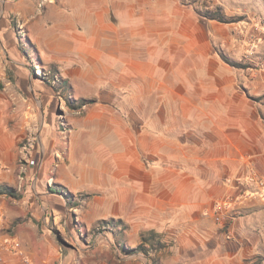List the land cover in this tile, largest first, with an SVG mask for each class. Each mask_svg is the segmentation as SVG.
<instances>
[{
	"label": "crops",
	"instance_id": "1",
	"mask_svg": "<svg viewBox=\"0 0 264 264\" xmlns=\"http://www.w3.org/2000/svg\"><path fill=\"white\" fill-rule=\"evenodd\" d=\"M144 1L146 16L142 0H126L117 22L90 10L77 15L85 25L99 16L103 28L136 37L132 53H107L71 29L63 35L73 46H39L42 36L32 42L37 56L61 68L67 83L56 93L76 100L65 124L49 114L48 125L49 106L41 109V165L32 194L34 166L19 162L31 100L0 74V185L20 195L0 194V264H253L264 255V67L226 63L205 24L189 15L171 16L159 29L151 14L157 2ZM209 20L214 44L229 42L230 52L238 32L224 41L221 23ZM53 94L37 99L51 101ZM82 99L93 102L79 109ZM52 181L65 195L58 197L64 205H52L55 218L79 222L70 226L77 247L66 253L35 221L45 216V199L56 197L42 189ZM229 213L232 221H216ZM104 220L119 224L102 226L99 248L81 246L80 240L87 244L81 232L91 236ZM143 238L147 260L126 254L125 245ZM94 249L99 261L81 254Z\"/></svg>",
	"mask_w": 264,
	"mask_h": 264
},
{
	"label": "rangeland",
	"instance_id": "2",
	"mask_svg": "<svg viewBox=\"0 0 264 264\" xmlns=\"http://www.w3.org/2000/svg\"><path fill=\"white\" fill-rule=\"evenodd\" d=\"M125 1L126 0H0V74L6 76V81L11 82L10 86L12 89L22 90L24 94L30 98V103L32 105L30 109L31 114L29 113L28 116L30 120V130L28 131V135L23 139L26 142L28 138H31L34 142V147L31 150V162H25V164L31 167L34 166L29 179L28 191L30 194H32L31 183H36L37 174L39 175L41 165L39 161L43 139L40 128L41 124L42 126L44 124V120H42V110L49 106L47 108L49 113L45 112L48 125L51 123L50 115L56 117L61 123L65 124L62 118H64V113L68 109L67 100L69 99L72 104H76L73 99L64 96L61 97L56 93V90L52 86H56L60 83L61 74H59V71L61 68L56 67V65H54L55 63H52L50 60L42 59L43 57H41V55L37 56L39 49L35 44H32V42H35L38 37L42 36L38 39L39 46L42 43L46 45L49 43L54 44L55 42L65 48L73 46L75 42L63 35L71 29L76 33H83L88 37L91 36L94 45L107 53L124 48H126L129 53H132L134 52L136 42H138L136 37H131L129 35L128 37L130 38L127 37V40L122 36L119 37V34L115 30L103 28L96 15L93 16L92 21L87 23V25L84 24L85 22L81 20V17L77 16L78 13L83 10L87 12L90 10L93 13H100L101 16L110 18L113 22H117V13L120 10H124ZM152 1L157 2V7L155 9L152 8L154 9L152 11H155V13L151 14L157 17L159 29L161 26L165 27L166 20L171 16L177 18L189 15L190 18L197 19L198 22L205 24V31L212 39V48L218 51L220 53L219 55H226L232 60L245 64L247 67H264V0ZM146 7L145 1L142 0L140 5L141 16L149 14V9ZM137 9H139V7H137ZM216 9L222 12V15L226 18L225 20H233L232 22L217 21L219 24L221 23V28L217 33L221 35L223 40L226 41L224 38L228 36L230 32L235 34L237 31L239 35L237 40L238 44H233L235 48L231 49L230 52L226 48L230 46L229 42H223V45L214 44V27L208 25V21L210 20L204 17V12ZM185 10H188L189 14L185 12ZM58 23L61 24L57 26ZM67 23L72 24H70L71 26H67ZM230 23H232V25L234 24L233 28L228 26ZM235 24H238V28L235 27ZM194 32H197V30H194ZM199 32H202V30L200 29ZM236 46L237 49L239 47H244L248 52L246 51L239 55L238 53L240 51L236 50ZM3 87H5V83ZM51 93L55 95L51 101L37 99V96L39 98L41 96L47 97ZM53 184L52 181L49 183L48 188L43 186L42 189L48 194L56 195V197L45 199L47 202L45 216H41L39 219L35 218V221L44 232H50L54 239L59 244H62L63 250H68L71 249V247H77V243L71 238L75 237L76 233H70V226L73 225V223L79 222H76L75 219L72 223V219L65 218V214H63L62 217H58V219L55 218L52 207L59 206L63 203L58 199L61 193L51 191L60 190ZM34 188V191L39 192L36 186ZM71 201L77 202L76 199L74 201V197H70L69 202ZM38 209L41 213V206H39ZM115 223L119 224V222ZM103 225L102 222L97 223L99 228L96 229V233L92 232V235L89 237L86 236L87 234L81 232V235H84L87 240V244L84 243L83 240H80L79 244L84 248L89 246L99 248L100 242L103 241L99 233L103 230ZM125 247L134 248L127 245H125ZM79 249H81V247ZM82 252L81 254H84V256H87L93 261L100 260L101 254L96 249L85 251V253L84 251ZM64 253H66V251ZM133 254L140 257L141 260H147V257H149V252L147 251L146 254L142 251ZM254 260L253 264H263L262 260H264V255L259 254L257 259Z\"/></svg>",
	"mask_w": 264,
	"mask_h": 264
},
{
	"label": "trees",
	"instance_id": "3",
	"mask_svg": "<svg viewBox=\"0 0 264 264\" xmlns=\"http://www.w3.org/2000/svg\"><path fill=\"white\" fill-rule=\"evenodd\" d=\"M204 13H205L204 17L207 19L217 20L220 22H232L233 21V20H225L226 18H224V16L222 15V12H220L219 9L206 11ZM221 56H222V59L231 66H234L237 68H247V66L245 64H242L241 62L232 60L226 55H221ZM66 83L67 82L65 80L60 78V83L58 85L52 86V87H54V89L57 91L58 90L62 91V90H64ZM74 101H76V100H74ZM91 102H93V100L82 99L80 105L77 107L80 109V108H82L83 105L89 104ZM67 105L72 107V103L69 101V99L67 100ZM51 191L56 192V193H61L62 195H64V193L60 190H55V191L51 190ZM0 194H7V195L15 197V198L20 197V195L17 194L16 190L14 188H12L11 186H8V185H0ZM102 223L106 226L108 224L110 227H113V226L116 227L117 226V224H114L115 222L112 220H110V221L104 220V221H102ZM157 235L158 234L153 232V231L150 233V236L152 239H154ZM144 241H145V239L143 238L142 243H140L139 245H137L134 248L125 247L124 251L126 252V254H133V253H137V252H141V251L146 254V251L148 252L150 250V248L145 246ZM63 251L65 252L66 250L64 249Z\"/></svg>",
	"mask_w": 264,
	"mask_h": 264
},
{
	"label": "built area",
	"instance_id": "4",
	"mask_svg": "<svg viewBox=\"0 0 264 264\" xmlns=\"http://www.w3.org/2000/svg\"><path fill=\"white\" fill-rule=\"evenodd\" d=\"M34 147V142L32 141L31 138H28L27 141L25 142L24 140L21 143L20 146V158L19 162L20 163H25V162H31V150ZM234 215L232 213H229L228 216H225L224 214H217L215 216V219L217 222H223L224 224L227 222H230L233 220ZM19 244L15 243V246L17 247ZM0 260H2V257L0 256ZM25 264H31L29 260H25Z\"/></svg>",
	"mask_w": 264,
	"mask_h": 264
},
{
	"label": "bare ground",
	"instance_id": "5",
	"mask_svg": "<svg viewBox=\"0 0 264 264\" xmlns=\"http://www.w3.org/2000/svg\"><path fill=\"white\" fill-rule=\"evenodd\" d=\"M99 14V13H98ZM82 15V14H81ZM88 15H89V13H88ZM86 17H88V16H86ZM99 17V16H98ZM83 19V18H82ZM88 19V18H87ZM87 19H86V21H87ZM43 26V25H42ZM54 27V26H53ZM51 29V28H50Z\"/></svg>",
	"mask_w": 264,
	"mask_h": 264
}]
</instances>
